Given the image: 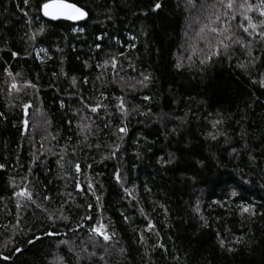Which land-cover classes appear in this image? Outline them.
Returning <instances> with one entry per match:
<instances>
[{"label": "trees", "instance_id": "1", "mask_svg": "<svg viewBox=\"0 0 264 264\" xmlns=\"http://www.w3.org/2000/svg\"><path fill=\"white\" fill-rule=\"evenodd\" d=\"M51 1L0 0V264H264V0Z\"/></svg>", "mask_w": 264, "mask_h": 264}, {"label": "snow or ice", "instance_id": "2", "mask_svg": "<svg viewBox=\"0 0 264 264\" xmlns=\"http://www.w3.org/2000/svg\"><path fill=\"white\" fill-rule=\"evenodd\" d=\"M25 3H27V0H25ZM43 7L45 10V15H50L53 18H56L58 16H63L64 18L69 20H79L87 15V13L84 12L81 8L77 7L73 3L65 2V0H56V2L53 4H44ZM155 7L159 8L160 5L156 4ZM228 7L229 8L232 7L231 3L228 4ZM49 9H53V11H49ZM261 15H264V11L261 12ZM253 27L255 26L253 25ZM244 30L247 31L248 29L245 28ZM212 31H216V29H212ZM225 47H227V45H225ZM13 87H15V85H13ZM25 124H27V121H25ZM121 131H124V129H121ZM244 211H248V209L245 208ZM94 231L97 232V234L103 236L104 240L110 239V237L107 234H105L101 230V228H96L94 229Z\"/></svg>", "mask_w": 264, "mask_h": 264}, {"label": "water", "instance_id": "3", "mask_svg": "<svg viewBox=\"0 0 264 264\" xmlns=\"http://www.w3.org/2000/svg\"><path fill=\"white\" fill-rule=\"evenodd\" d=\"M56 2V0L55 1H51V2H49V3H47V4H53V3H55ZM65 2H67V1H65ZM69 3V2H68ZM78 7V6H77ZM80 8V7H79ZM83 10V9H82ZM49 11H53V9H49ZM84 11V10H83ZM42 15L47 19V20H50V21H66V22H70V23H73V24H79V23H81V22H84V21H86L87 19H88V14L84 17V18H82V19H79V20H69V19H66V18H64L63 16H58V17H56V18H53L52 16H50V15H45V10H44V7L42 8ZM84 12H86V11H84ZM87 13V12H86Z\"/></svg>", "mask_w": 264, "mask_h": 264}]
</instances>
